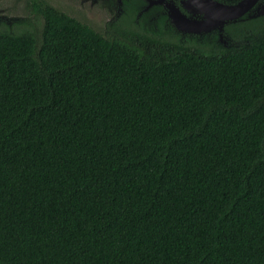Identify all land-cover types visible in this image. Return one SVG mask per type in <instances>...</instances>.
Here are the masks:
<instances>
[{"label": "trees", "instance_id": "trees-1", "mask_svg": "<svg viewBox=\"0 0 264 264\" xmlns=\"http://www.w3.org/2000/svg\"><path fill=\"white\" fill-rule=\"evenodd\" d=\"M34 5L41 37L0 22V264H264V38Z\"/></svg>", "mask_w": 264, "mask_h": 264}, {"label": "flooded vegetation", "instance_id": "flooded-vegetation-1", "mask_svg": "<svg viewBox=\"0 0 264 264\" xmlns=\"http://www.w3.org/2000/svg\"><path fill=\"white\" fill-rule=\"evenodd\" d=\"M16 1L23 3L27 16L16 23L9 20L4 23L11 30H35L39 37L42 36L45 18L42 13L35 11L34 1L38 8H52L68 15L67 9L82 10V20L76 19L106 38L116 35L120 28L133 29L154 36L161 34L203 49H231L264 38V0ZM59 2L63 5H59ZM235 7L240 8L242 13L232 18Z\"/></svg>", "mask_w": 264, "mask_h": 264}, {"label": "rangeland", "instance_id": "rangeland-1", "mask_svg": "<svg viewBox=\"0 0 264 264\" xmlns=\"http://www.w3.org/2000/svg\"><path fill=\"white\" fill-rule=\"evenodd\" d=\"M59 1L66 3L65 0H59ZM60 2L59 5H63ZM22 4L21 2L19 3L16 0H1L0 3V17H2L1 22H4L5 20H9L12 23L14 22L16 23L19 21V19L26 17L27 13L26 11L23 10ZM67 12L75 18H79V20L80 19L82 20L81 15H84V13H82V10L70 11L69 9H67Z\"/></svg>", "mask_w": 264, "mask_h": 264}, {"label": "water", "instance_id": "water-1", "mask_svg": "<svg viewBox=\"0 0 264 264\" xmlns=\"http://www.w3.org/2000/svg\"><path fill=\"white\" fill-rule=\"evenodd\" d=\"M239 9H240V8H238V7H235V8H234V10H233L234 13L231 15L232 18H233V17L236 18V17L241 16V13H242V12H240ZM233 11H232V12H233Z\"/></svg>", "mask_w": 264, "mask_h": 264}]
</instances>
